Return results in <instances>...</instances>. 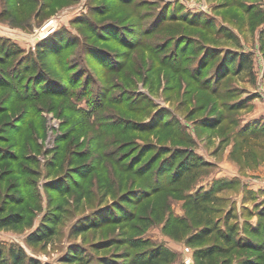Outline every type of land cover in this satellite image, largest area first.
<instances>
[{
	"label": "rangeland",
	"instance_id": "374dc122",
	"mask_svg": "<svg viewBox=\"0 0 264 264\" xmlns=\"http://www.w3.org/2000/svg\"><path fill=\"white\" fill-rule=\"evenodd\" d=\"M20 212L0 259L197 264L208 223L264 264V0H0V223Z\"/></svg>",
	"mask_w": 264,
	"mask_h": 264
},
{
	"label": "trees",
	"instance_id": "16d2710c",
	"mask_svg": "<svg viewBox=\"0 0 264 264\" xmlns=\"http://www.w3.org/2000/svg\"><path fill=\"white\" fill-rule=\"evenodd\" d=\"M49 45L47 44V46H46V44H44V43H40L37 45V51L40 52V55H42L43 53H45L47 51V48ZM233 59H237V57H235V55H229L227 57L228 62L233 60ZM243 61L244 60H242V58L238 59V63L241 66L243 65ZM185 152H186L185 154H182L181 150L175 149L173 155L170 157V160H174V157H178L182 154L183 161L178 166L180 169H181V167L187 165L188 161H192V159H194V157H196V156L192 157L193 152H190V151H185ZM165 162L168 165L170 164V163H167V162H169V160H167ZM166 164H165V166H167ZM164 168H161V170ZM186 169H189V166H186ZM159 174H160L159 170L156 171L154 174H151V175L155 176L154 182L155 183L157 182V187H156L157 189H159V187H161L162 185L165 184V183L162 184V182L160 181L162 176H160L161 174L160 175ZM180 174H176V175L179 176ZM176 175H174V174L172 175V180L175 179ZM128 199H132V198L129 197ZM208 199H209L208 194L204 193L203 197L201 198V201L203 200V202H207ZM15 215L16 216L14 217V219H9V218L6 219L5 222L0 223V226H4V225L18 226V225L22 224L24 222V220L22 218L23 213L20 212V213H17ZM198 223H199V221H198ZM50 229L49 228L48 229L41 228V229L37 230L36 232H34L33 234L32 233L29 234L27 236V240L29 242H32V243L40 242L50 234V231H51ZM233 233H234V230L231 227H228V229H220V228L215 229V227H210L208 223H205V225L201 228V230L199 232L190 235L187 238L188 242L190 244H193L196 246L201 245L205 241H208L210 239V237H212V235H213V240H212L211 244H208L207 246H205L203 248L202 247L196 248L194 257L197 261V264H231V262H232L231 251H232V249H234L235 243L242 241V240H240V238H233V236H232ZM254 235H257V234H254ZM219 244H221V245H219ZM72 250H73L74 254H68L67 255L68 261H71L74 258L75 259L81 258L80 251L76 246L72 247ZM163 250L158 252V253L157 252H155L153 254L151 253L146 258L145 257L141 258L139 264H156L157 261L161 258V255L167 254V251L165 250L166 251L165 252ZM78 254H79V256H77ZM22 257L23 256L21 254L20 249L17 252L13 249H10L8 252V256L5 257L4 259H0V260L7 262V264L8 263L9 264H21ZM135 262H137V261H135ZM29 264H33V262H30ZM105 264H120V263L115 262V261H113V262L107 261V262H105ZM243 264H250V263L244 262Z\"/></svg>",
	"mask_w": 264,
	"mask_h": 264
}]
</instances>
